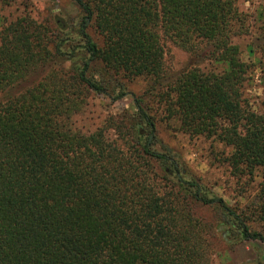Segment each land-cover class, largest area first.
I'll use <instances>...</instances> for the list:
<instances>
[{"label":"trees","instance_id":"1","mask_svg":"<svg viewBox=\"0 0 264 264\" xmlns=\"http://www.w3.org/2000/svg\"><path fill=\"white\" fill-rule=\"evenodd\" d=\"M71 1L76 15L0 30V264H212L196 206L264 264V115L243 96L235 0ZM164 40L223 68L168 71ZM138 78L133 114L74 125L91 92L117 100ZM158 121L229 146L230 175L260 178L254 199L228 204L185 177L152 148Z\"/></svg>","mask_w":264,"mask_h":264},{"label":"rangeland","instance_id":"2","mask_svg":"<svg viewBox=\"0 0 264 264\" xmlns=\"http://www.w3.org/2000/svg\"><path fill=\"white\" fill-rule=\"evenodd\" d=\"M235 4L244 15L247 28L246 33L232 38V42L240 49L241 58L250 65L243 96L251 109L264 115V0H235ZM77 11L71 0H0V30L19 16H28L37 21L45 20L50 15L66 19L76 15ZM163 48L164 65L168 71L176 72L191 67L220 71L223 68L222 64L206 57L207 49L203 48L196 56L168 40L163 41ZM145 87V80L135 79L127 83L128 93L117 100L91 92L83 111L73 117L74 125L83 131H92L112 114H133V95L140 96ZM152 148L168 151L179 166L184 168V176L198 177L210 196L221 197L228 204H248L254 199L260 178L256 177L249 182L246 177L237 179L231 176L223 162L231 148L222 142L205 136H190L177 129L175 123L166 125L158 121ZM194 212L204 222L212 264H246L255 258L256 249L253 244L242 243L230 249L222 227L216 224L211 207L196 206Z\"/></svg>","mask_w":264,"mask_h":264}]
</instances>
